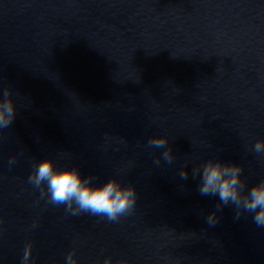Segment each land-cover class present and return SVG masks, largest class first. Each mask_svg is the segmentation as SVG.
Wrapping results in <instances>:
<instances>
[{
	"label": "water",
	"instance_id": "obj_1",
	"mask_svg": "<svg viewBox=\"0 0 264 264\" xmlns=\"http://www.w3.org/2000/svg\"><path fill=\"white\" fill-rule=\"evenodd\" d=\"M5 92L0 264H264V226L199 191L210 160L241 196L264 182V0H0ZM45 159L135 203H53L29 179Z\"/></svg>",
	"mask_w": 264,
	"mask_h": 264
},
{
	"label": "clouds",
	"instance_id": "obj_2",
	"mask_svg": "<svg viewBox=\"0 0 264 264\" xmlns=\"http://www.w3.org/2000/svg\"><path fill=\"white\" fill-rule=\"evenodd\" d=\"M15 107L9 94L5 92L0 98V127L11 123ZM151 144L162 147L164 138H153ZM254 150L264 151V141L257 140ZM167 156V152H165ZM240 167L234 164H222L219 161H208L200 172L201 194L217 195L221 202L235 203L244 211L252 213V220L257 226H264V182L253 185L248 192L241 196ZM186 175V173H182ZM36 185L46 182L50 199L53 203L74 202L77 210L94 215L106 216L115 220L120 214L128 211L135 203V189L131 186H121L116 180L109 179L103 184L91 183L90 177H83L74 168L56 169L51 160H42L36 167L34 176L29 177ZM209 223H214V213L208 217ZM29 249L26 246L22 261H27ZM67 264H75L72 254L67 257ZM105 264H109L105 260Z\"/></svg>",
	"mask_w": 264,
	"mask_h": 264
}]
</instances>
